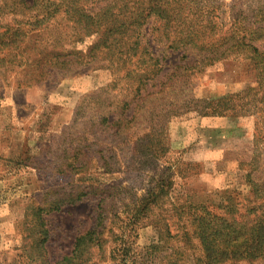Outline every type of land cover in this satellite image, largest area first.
Listing matches in <instances>:
<instances>
[{
	"label": "rangeland",
	"instance_id": "374dc122",
	"mask_svg": "<svg viewBox=\"0 0 264 264\" xmlns=\"http://www.w3.org/2000/svg\"><path fill=\"white\" fill-rule=\"evenodd\" d=\"M191 1L197 7L196 14L190 13V21L198 23L213 16L219 26H229L236 13H250L261 3ZM104 3L97 0L93 6ZM0 6V31L4 24L10 30H22L17 44L4 49L6 63L0 67V264H31L32 258L57 264L71 256L76 239L91 230L102 232L101 236L94 234L100 243L89 244L76 264H196L201 255L196 241L177 257L162 255L182 246L180 236L167 237L160 248H152L150 244L159 239L152 224L162 228L159 220L163 217L177 234L181 224L174 217L172 203L218 204L231 197L244 205L251 199L249 180L263 186L264 110L257 107L264 108V102L255 95L259 87L255 63L240 54L206 65L188 80L172 84L170 74L175 65L186 62L184 54L170 49L164 52L161 44H155L166 67L143 90V100L126 109L128 115L136 113L130 128L134 140L144 137L150 128L166 132L164 148L148 158L139 151L135 154L134 146L109 144L110 138L95 140L94 122H85L83 115H89L84 111L73 123L84 98L110 84L109 73L94 70L93 65L75 69L68 76L45 73L52 57L46 52L85 51L94 38L77 41L61 15L47 26L25 32L29 28L25 21L39 5L26 10L18 1L0 0ZM257 46L264 52V41ZM121 91L125 92L120 88L111 92L120 96ZM227 95L232 96L227 100L232 103L225 115L205 114L209 104L215 105L213 101ZM89 109L96 112L93 103L84 108ZM171 109L176 114L164 118ZM84 137L89 138L87 145L92 150H80L76 159L71 149H77ZM145 143L139 141V150ZM103 146L117 151L125 165L120 171L105 173L100 168L95 151ZM71 163L83 169L76 171ZM154 193L160 203L141 210V201ZM77 194L82 196L79 202L49 209L51 202H68ZM38 207L43 211L39 213ZM101 209L107 214L97 226ZM165 248H169L166 253Z\"/></svg>",
	"mask_w": 264,
	"mask_h": 264
},
{
	"label": "trees",
	"instance_id": "16d2710c",
	"mask_svg": "<svg viewBox=\"0 0 264 264\" xmlns=\"http://www.w3.org/2000/svg\"><path fill=\"white\" fill-rule=\"evenodd\" d=\"M15 1L24 4L26 10H34L39 5L35 14L25 21L29 26L25 28V32L34 30L35 26L46 25L50 20L61 15L73 28L77 41L84 42L94 38L85 51L46 52L45 55L52 57L45 73L51 74L55 71L61 76H68L75 69L86 65H93L94 70L109 73L110 84L87 95L77 107V117L73 121L75 123L80 117V111L89 115L83 116L86 123L91 120L94 122L93 133H98L95 140L110 138L109 144L116 145L121 142L129 148L134 146L135 154L139 151L145 153L144 156L148 158L157 155L164 148L165 130L155 132L150 128L144 137H137L134 140L130 128L136 113L126 114V109L133 102L143 100L145 97L142 95L143 90L166 67L157 55L155 44H161L164 52L170 49L171 52L184 54L186 62L175 65V69L170 74L172 84L188 80L193 73L206 65L244 54L257 66L259 87L255 95H260L261 102H264V52L257 46V43L264 41L263 0H259L261 3L250 13L245 14L243 10L236 13L229 26L225 24L219 26L220 21L213 16H207L198 23L190 21L192 20L190 13L196 14L195 7H197L191 0H101L105 3L98 8L93 6L97 0ZM0 10H2L1 6ZM156 20L162 23L156 26L154 23ZM21 34V29L10 30L9 26L4 24L3 31H0V67L6 63L4 49L15 45ZM39 60H37L38 64H40ZM110 88L112 90L120 88L125 92L122 94L121 91L120 96H114ZM247 96H249L248 92L245 97ZM228 98L232 96L219 97L218 102L213 101L215 105L209 104L210 108L205 114L225 115L232 103L227 101ZM89 103L94 104L96 110L94 114L90 109L84 110ZM245 105H248V102ZM109 106L115 109L108 110ZM257 109L264 110L263 107ZM175 111L167 110L163 117L166 118ZM82 140L85 146H81L83 144L81 142V149L80 146L71 149L72 156L76 159H79L80 150L86 148L88 153L92 150V147L89 149L87 145L89 138L84 137ZM140 140H145L146 143L145 148L139 150ZM95 152L100 157V160L98 158L100 168L105 173L120 171L125 166L122 165L119 154L113 148L103 146ZM95 157L91 159L94 160ZM70 166L76 171L83 169V166H74L72 163ZM249 182L252 185L251 199L244 205L231 197L218 204L172 203L174 217L181 224L180 231L174 234L171 230L172 223L167 219L163 222L162 217L159 220L162 228L159 229L156 224H152L159 239L150 246L155 249L160 248L168 241L167 237L180 236L182 246L162 257L182 255L196 241L195 248L201 253L196 259V264H255L264 261V183L260 187L252 179ZM81 198V194H77L70 196L68 202L63 200L51 202L49 209H59L64 203H77ZM159 199L157 193L151 198L145 197L141 201V210L147 211L150 207L157 206L160 203ZM37 210L40 213L43 208L38 207ZM101 211L98 214L97 226L103 223L105 213L107 214L106 211L102 209ZM95 233L102 235L101 231L91 230L77 238L71 256L63 258L57 264H76L84 251L90 248L89 244L95 241L100 243L99 236L94 237ZM47 237L48 235L45 234V240ZM39 245L40 243L37 247ZM162 250L166 253L169 248ZM113 254L114 250L111 255ZM31 260H33L31 264H49V261L43 259Z\"/></svg>",
	"mask_w": 264,
	"mask_h": 264
}]
</instances>
